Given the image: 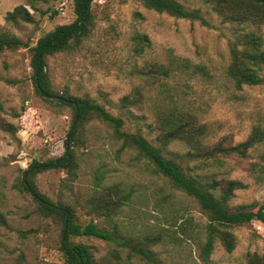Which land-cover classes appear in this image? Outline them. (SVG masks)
<instances>
[{
    "label": "rangeland",
    "instance_id": "obj_1",
    "mask_svg": "<svg viewBox=\"0 0 264 264\" xmlns=\"http://www.w3.org/2000/svg\"><path fill=\"white\" fill-rule=\"evenodd\" d=\"M178 1L190 9L200 8L212 26L156 12L137 0H93L92 34L47 58L51 88L59 95L102 105L125 118L123 129L139 130L152 142L158 133L156 119L171 111L193 114L205 124L206 144L222 137L232 144L241 142L253 126L264 128V83L237 89L226 72L227 42L233 38V27L222 22L204 0ZM18 5L31 13L32 22L5 20L6 13ZM74 18L73 0H0V28L29 45ZM261 33L264 39V27ZM140 35L150 40L141 52L134 40ZM30 55L28 47L0 53V114L14 127L13 132L0 130V210L7 219V225L0 226V264H65L58 249L59 221L39 212L37 203L23 189L21 177L22 169L33 159L46 160L63 153L71 110L56 98L46 100L36 93ZM155 63L164 65L167 74L149 72L148 65ZM3 77L17 82L8 84ZM135 89L141 93L140 106L123 107L120 98ZM167 148L179 154L187 151L179 141ZM262 153L264 143H259L246 159L227 156L219 163L206 159L188 164H200L197 174L242 181L245 187L234 191L231 203L255 211L264 204V174L249 167L252 162L264 165ZM75 159V176L64 170L41 172L35 177L38 189L53 202L70 205L75 220L86 224L93 217L90 198L108 186L117 187L130 194L117 216L124 231L140 233L176 220L174 224L183 225L190 239L183 236L186 240L182 243L167 242L155 249L171 264L199 263L198 231L206 216L191 197L172 187L135 149L123 148L108 123L93 117L84 125ZM94 222L102 226L101 218ZM232 232L236 239L233 251L226 252L217 242L210 264H243L247 253H263L264 221L253 219ZM74 241L95 245L97 256L108 251L103 241L94 238L76 237Z\"/></svg>",
    "mask_w": 264,
    "mask_h": 264
},
{
    "label": "trees",
    "instance_id": "obj_2",
    "mask_svg": "<svg viewBox=\"0 0 264 264\" xmlns=\"http://www.w3.org/2000/svg\"><path fill=\"white\" fill-rule=\"evenodd\" d=\"M148 9L172 16L197 20L202 25L212 26L202 14L200 8H187L178 0H137ZM222 22L233 27V38L228 39L229 62L227 76L233 85L240 89L244 85L264 83V0H204ZM93 0H73L75 18L70 23L58 24L52 30L39 37L34 45H29L20 37L0 28V53L19 47H28L30 67L32 68V83L36 93L46 100L56 98L71 110V122L63 141L64 151L61 155L46 160L33 159L22 169L21 185L37 203L42 215L52 216L59 221L60 240L58 249L62 253L65 264H171L167 262L155 247L168 243H182L190 235L183 225L168 223L156 229L140 233L124 231L117 219L121 208L130 198L117 187L108 186L99 190L90 198L92 220L86 224L75 220L70 205L55 203L42 193L35 182L37 174L51 169L64 170L70 176H75L77 166L75 148L81 143L84 125L93 117L108 123L113 129L116 139L122 141V147L133 148L138 155L147 159L157 173L166 178L175 189L191 197L200 211L206 216V223L198 233L197 238L199 263L210 264L211 255L217 242H220L226 252H231L236 246L234 227L249 223L253 219L264 221V204L255 211L245 206L232 205L234 191L245 187V184L233 178H217L214 174L201 175L194 173L200 164L189 166V161L212 159L221 162L222 157L237 156L246 159L257 144L264 143V128L253 126L245 140L232 144L227 137L220 138L212 144L205 143L206 125L198 121L190 113L171 111L156 119V141H150L141 131L123 129L125 118L113 115L102 105L87 99L72 95H59L51 88L47 74V58L60 51L70 49L80 44L92 34L95 25L92 12ZM32 9H36L30 4ZM5 20L32 22V15L23 5L8 11ZM138 50L150 45L147 35L135 36ZM149 72L167 74L164 65L150 64ZM8 84H15L16 79L3 77ZM132 94V95H131ZM120 98L123 107L140 106L141 93L135 89L133 93ZM3 104L0 102V111ZM131 114V113H130ZM0 130L13 132L14 127L0 114ZM173 141H179L187 147L184 154L173 153L167 146ZM264 161V153L260 155ZM206 164V162H205ZM219 165V164H218ZM250 171L264 174L261 162L251 163ZM263 178V177H261ZM101 218L102 226L94 220ZM190 220V221H189ZM189 218L186 223H190ZM7 219L0 210V226H6ZM176 227V228H175ZM181 231L183 235L177 233ZM76 237L94 238L103 241L108 251L103 256H97L95 245L74 241ZM243 264H264L262 254L247 253Z\"/></svg>",
    "mask_w": 264,
    "mask_h": 264
}]
</instances>
